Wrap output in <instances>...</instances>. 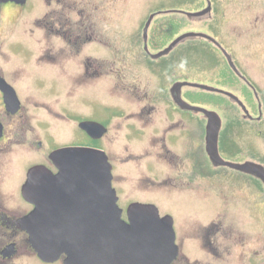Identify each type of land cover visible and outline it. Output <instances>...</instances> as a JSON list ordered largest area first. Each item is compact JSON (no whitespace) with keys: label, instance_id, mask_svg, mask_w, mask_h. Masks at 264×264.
Returning a JSON list of instances; mask_svg holds the SVG:
<instances>
[{"label":"flooded vegetation","instance_id":"obj_1","mask_svg":"<svg viewBox=\"0 0 264 264\" xmlns=\"http://www.w3.org/2000/svg\"><path fill=\"white\" fill-rule=\"evenodd\" d=\"M208 3L210 11L199 23L224 17V10L213 11L212 0L201 9ZM245 5L244 24H237L235 9L228 10L232 43L241 36L239 27L250 39L264 30V0ZM126 9L122 0H0V264L65 263L63 253L40 258L32 247L25 222L35 205L24 198L23 187L32 169L45 168L51 193L41 200L52 202L53 220L82 213L90 192L70 183L58 166L57 154L67 148L105 154L120 219H127L132 203L150 204L172 219L178 254L170 264H225L217 239L221 220L210 217L219 214L220 195L235 182L244 191L257 183L264 203L259 178L210 159L209 115L195 109L217 114L220 159L264 169V54L257 56L254 76L248 72L252 66L204 32L230 55L236 72L218 44L199 37L218 49L231 73L229 89L213 88L234 95L246 113L226 94L193 86L184 47L174 52L185 38L154 57L189 31L157 48L171 23L154 20L165 12L150 11L133 22L124 18ZM209 94L225 99L212 106ZM227 101L236 106V116L228 118ZM247 134L258 142L256 158H247L245 148L233 142ZM239 250V264H256L254 250Z\"/></svg>","mask_w":264,"mask_h":264},{"label":"water","instance_id":"obj_2","mask_svg":"<svg viewBox=\"0 0 264 264\" xmlns=\"http://www.w3.org/2000/svg\"><path fill=\"white\" fill-rule=\"evenodd\" d=\"M209 9L208 3L200 12H186V15L190 18L201 17L209 12ZM152 16L146 21L143 29L145 39ZM193 36L207 38L218 44L205 33H184L154 57L168 53L179 41ZM220 48L228 65L237 72L230 55H227L221 46ZM193 86L205 91L224 93L246 112L241 101L231 93L199 83ZM195 109L209 115L205 137L210 159L217 164L223 163L232 169L255 176L264 183V169L257 163L250 161L242 164L229 163L219 158L216 148L219 118L216 113L206 112L198 106ZM57 155L62 175L72 178L69 180L70 183L84 187L82 191L90 192L91 201L86 208L82 207V213L74 214L73 211L70 220H61L58 223L53 220L52 202L42 203L41 200V194L51 193L50 175L42 167L34 168L28 173L23 195L27 201L35 205V208L26 219L25 229L30 235L32 247L40 258H47L53 253H63L66 255L64 264L171 263L178 254L172 219L168 215L160 216L157 208L145 203H132L127 208V220L120 219L112 198L110 164L103 152L85 147H72L60 151Z\"/></svg>","mask_w":264,"mask_h":264},{"label":"rangeland","instance_id":"obj_3","mask_svg":"<svg viewBox=\"0 0 264 264\" xmlns=\"http://www.w3.org/2000/svg\"><path fill=\"white\" fill-rule=\"evenodd\" d=\"M212 2L213 11L224 10V17H216L214 20L209 21L204 18L202 19L203 22L199 23L197 20L199 17L186 18V12H200L205 0H122L124 6L127 7L123 13L124 18L134 20L133 22L143 21L150 11H172L169 14L159 15L154 20V22L162 19L170 20L169 24L171 23L165 29L162 39L158 40L157 48L164 45L170 38L181 31L193 32L196 30L195 32L209 33L220 40L226 51L233 58H239L245 66H252L251 70H248L249 73L258 76L259 67L257 65L259 60L257 56L264 54V30L258 36L252 37L250 34L252 37L250 39L248 38L249 34L246 35L243 29L241 30L239 27L238 30H240L241 36H239L237 42L232 43L230 38L232 22L228 16V10L235 9L237 24L247 23L244 19L246 15V0H235L234 5L231 4L230 0H212ZM146 5H150V7H146ZM184 19H187V22L182 25L181 22ZM127 20L126 22H128ZM178 46L174 52L184 47V54H186L184 61L194 82L204 86L229 89L228 87L230 86L227 82L231 79V73L218 49L198 36L187 37ZM209 95L212 106H219V101L225 99L221 96ZM226 105L227 113L230 114L228 118H231V115L236 116V106L229 101L226 102ZM233 142H237L241 147L245 148L247 158H256L258 142L253 135L247 134V137L239 136ZM253 183L251 182V186L246 191L239 189L236 182L233 189L229 190V192L228 189H225L223 194L220 195L219 203L221 206L219 214H211L210 219L221 220L217 239L224 246L225 264H239L237 261L239 249L254 250L256 253L254 257L255 263L264 264V203L260 202V190L258 187H254L257 183H254V186ZM225 194L227 196H224ZM230 195L231 197H229ZM201 215H204V213ZM188 232L190 231L188 230ZM194 252L202 255L200 250H195ZM214 263L217 264L216 262Z\"/></svg>","mask_w":264,"mask_h":264}]
</instances>
